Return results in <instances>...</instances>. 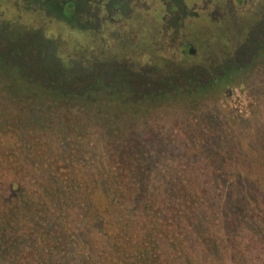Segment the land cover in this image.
I'll return each instance as SVG.
<instances>
[{"label":"trees","instance_id":"trees-1","mask_svg":"<svg viewBox=\"0 0 264 264\" xmlns=\"http://www.w3.org/2000/svg\"><path fill=\"white\" fill-rule=\"evenodd\" d=\"M4 72L64 106L0 127V264H264V77L247 117L100 138Z\"/></svg>","mask_w":264,"mask_h":264},{"label":"rangeland","instance_id":"rangeland-1","mask_svg":"<svg viewBox=\"0 0 264 264\" xmlns=\"http://www.w3.org/2000/svg\"><path fill=\"white\" fill-rule=\"evenodd\" d=\"M9 14L14 13H5ZM234 15L219 28L211 27L204 34L205 41H197L193 58L184 57L177 44L161 43L155 33L157 25L150 22L138 21L142 27L139 45L126 43L123 49L108 48L100 55L92 37H68L62 26L50 27L47 20L37 19L32 25L46 38L23 29L11 35L2 31L0 68L13 67L16 76L35 86L34 90L69 95L72 99L68 98L67 108L80 116L84 129L93 126L100 138L116 136L132 127L166 130L175 120H197L211 109L247 117L253 107L252 94L264 77V13ZM122 42L125 44V40ZM50 46L63 67L50 55ZM101 56L102 65H95L96 72L76 76L80 74L74 69L75 63L93 67V61ZM46 66L53 69L55 77L50 76ZM64 68L74 77L60 75ZM22 91L7 72L0 75V127L17 115L25 122L42 125L54 113L51 103H58L54 105L56 110L64 106Z\"/></svg>","mask_w":264,"mask_h":264},{"label":"flooded vegetation","instance_id":"flooded-vegetation-1","mask_svg":"<svg viewBox=\"0 0 264 264\" xmlns=\"http://www.w3.org/2000/svg\"><path fill=\"white\" fill-rule=\"evenodd\" d=\"M0 13L2 37V31L11 35L13 31L23 29L46 38L41 29L34 28L32 21L47 20L50 27L62 26L68 37H92L100 48V55L108 48L123 49L126 43L139 45L142 27L138 21L150 22L157 25L155 33L161 43L177 44L184 57L193 58L197 55V41H205L204 34L207 35L211 27L219 28L218 25L235 13H264V0H0ZM5 13L14 14L6 16ZM28 43L31 46L32 41ZM51 50L50 55L58 59L55 49L51 47ZM99 58L102 56L89 68L75 63L74 69L80 74L76 76L81 78L83 72L85 76L96 72L95 65H102ZM59 62L62 66V61ZM45 68L51 77H55L53 69ZM53 68L58 71L56 66ZM68 71L64 68L60 75H72L67 74Z\"/></svg>","mask_w":264,"mask_h":264}]
</instances>
